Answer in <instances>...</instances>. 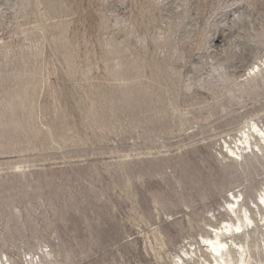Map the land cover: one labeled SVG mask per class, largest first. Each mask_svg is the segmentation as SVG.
Instances as JSON below:
<instances>
[{"label":"rangeland","instance_id":"1","mask_svg":"<svg viewBox=\"0 0 264 264\" xmlns=\"http://www.w3.org/2000/svg\"><path fill=\"white\" fill-rule=\"evenodd\" d=\"M253 124L264 0H0V264H264Z\"/></svg>","mask_w":264,"mask_h":264},{"label":"bare ground","instance_id":"2","mask_svg":"<svg viewBox=\"0 0 264 264\" xmlns=\"http://www.w3.org/2000/svg\"><path fill=\"white\" fill-rule=\"evenodd\" d=\"M248 129L246 131H243L241 133V137L239 138L238 140V145H236V151H233V150H230V152L232 153V155L235 157V158H239V159H242L243 156L246 154V153H249V152H253L254 149L253 148H256L257 151H263V148H264V133L261 132L260 129L257 128L256 125H252L250 127H247ZM259 137V140L261 141V143L257 142L256 138ZM261 153V152H259ZM236 199V197H234ZM261 202L264 204V196L261 197ZM230 209L233 211V208L230 207ZM246 220L247 221H251L247 215H246ZM236 230H239L241 229L242 225L240 224L239 227L237 226H234ZM226 231H230V229H227L226 228ZM222 232V230H220L219 232L216 230L215 231V238H216V242L214 243L213 241L211 240H208V246L211 248V251L213 253V256H214V264H229V263H226L224 261L220 262V260H222L224 258V252L228 254V249H229V246L222 242L220 239H219V233ZM233 246H235V248L237 249V255L239 257V259L242 258L243 254H244V246L243 245H239V244H235V243H232ZM236 251V250H235ZM238 259V261H239ZM248 261V259H247ZM240 264H244L243 261H239ZM213 263V262H212Z\"/></svg>","mask_w":264,"mask_h":264}]
</instances>
